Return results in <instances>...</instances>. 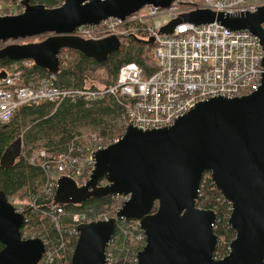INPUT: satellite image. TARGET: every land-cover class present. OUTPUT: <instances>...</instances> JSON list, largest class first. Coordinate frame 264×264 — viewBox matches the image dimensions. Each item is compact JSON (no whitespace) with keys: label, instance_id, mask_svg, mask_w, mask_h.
<instances>
[{"label":"water","instance_id":"1","mask_svg":"<svg viewBox=\"0 0 264 264\" xmlns=\"http://www.w3.org/2000/svg\"><path fill=\"white\" fill-rule=\"evenodd\" d=\"M172 1L63 0L48 7L21 0L23 11L0 15V41L52 34L36 42L6 45L0 48V59H31L56 73L61 50L71 48L102 62L120 48L118 37L87 40L68 33L108 16L124 18L146 4L168 7ZM181 20L193 24L216 21L232 30L247 29L260 39L264 50V5L239 17L192 10L160 32L172 31ZM134 39L154 43L153 36ZM5 75L0 71V77ZM22 146L21 136L10 142L0 165L11 167ZM94 159L90 179L83 186L67 177L58 180L55 200L67 203L116 193H129L130 199L108 221L78 225L70 264H105L106 242L115 230L116 218L122 216L139 220L146 234L139 264H264V73L258 90L200 101L168 127L143 130L128 125L117 141L96 151ZM206 171L231 204L228 223L235 236L229 252L220 259L214 258L218 235L211 225L216 212L197 205ZM102 179L106 184L99 185ZM22 221L23 215L0 190V264H37L40 259L44 243L40 238L22 240Z\"/></svg>","mask_w":264,"mask_h":264},{"label":"built area","instance_id":"2","mask_svg":"<svg viewBox=\"0 0 264 264\" xmlns=\"http://www.w3.org/2000/svg\"><path fill=\"white\" fill-rule=\"evenodd\" d=\"M263 4L264 0H174L168 8L145 5L125 18L110 16L95 25L78 26L70 34L89 40L108 36L122 40L136 34L153 36L152 59L156 65L155 71L147 76L137 63H126L119 68L114 83L78 90V94L94 99L109 95L123 102V112L119 117L123 130L129 124L145 130L168 127L199 101L250 94L258 90L264 73V50L257 36L248 30H231L216 21L193 24L181 20L172 31L160 32V28L195 9H210L231 17L255 12ZM43 78L37 83H26L20 70H6V75L0 77V126L9 123L23 104L55 102L64 97L60 92L67 90L54 84L55 74ZM85 137L86 142L76 150L57 153H48L46 149L33 151L28 160H34L33 165L40 166L46 175L42 191L32 194L27 200H18L15 195L8 198L14 210L23 214L21 239L40 238L44 243V251L37 264H52L56 249L50 233L37 230V221L30 216L31 213L40 214V220L48 218L58 231L66 228L65 232L70 237L68 250L73 251V241L79 234L78 224L107 221L129 199L127 194L112 195L110 209L91 208L83 213L74 212L70 222L63 223L66 218L64 207L54 201L59 178H71L78 185H83L91 176L94 152L106 146L96 133ZM123 236L127 244H135L127 252L124 251ZM145 244V233L139 222L122 217L117 220L114 233L106 243L105 264H139L137 255ZM59 247L67 250L64 242ZM214 257L222 258V253L216 251Z\"/></svg>","mask_w":264,"mask_h":264},{"label":"trees","instance_id":"3","mask_svg":"<svg viewBox=\"0 0 264 264\" xmlns=\"http://www.w3.org/2000/svg\"><path fill=\"white\" fill-rule=\"evenodd\" d=\"M3 1L12 2L10 10L14 8L18 10V0ZM32 1L42 2L48 7L61 4V0ZM136 36L144 40L148 38L146 35L136 34ZM153 47L154 44L136 41L132 35L127 39H122L120 48L110 53L107 59L102 62L75 49L61 50L59 70L56 73L54 84L60 89H66L69 95H64L55 102L42 101L37 104H23L9 123L0 126V157L16 134L23 135L24 145L19 159L11 167L4 168L0 165V190L5 193L6 197L15 195L25 186L26 189L21 193V198L26 200L32 194L42 191L46 175L40 166L29 163L28 159L35 150L31 148L46 149L48 153L76 150L82 144V138L88 134L82 133L81 129L83 128L98 130V132L93 131L89 134H98L105 143L111 141L113 132L117 130L114 120L119 118L123 112V102L117 101L109 95L97 99L84 98L78 94V90L94 89L95 86L91 85L85 87L86 80L91 78H97L104 84L114 83L119 68L129 62L137 63L147 76L150 75L156 69L152 59ZM1 69L21 70V78L26 83L36 82L38 78L49 74V71L43 67L35 64L23 65L20 60L0 59ZM99 69H103L104 74L98 73ZM27 146L31 148L26 149ZM39 204L41 203H38V206H40ZM197 205L213 209L216 212L214 232L219 236L216 250L224 257L229 252L227 245L235 236L234 229L228 223L231 205L224 200L220 191L213 185L209 171H206L202 176ZM63 207L66 215L63 223H69L71 214L74 212L83 213L86 209L91 208L110 209L111 199L110 197L89 196L85 199L64 203ZM36 213H41V211H36ZM34 214L31 213L30 216L37 221V230L49 232L55 244L56 253L52 264H70L71 251L68 250L69 244L67 243L70 237L65 232L66 228L58 231L48 218L40 220V214ZM122 238L124 249H128L125 237ZM61 242L67 245V250L59 247ZM2 247L3 245L0 243V249Z\"/></svg>","mask_w":264,"mask_h":264},{"label":"rangeland","instance_id":"4","mask_svg":"<svg viewBox=\"0 0 264 264\" xmlns=\"http://www.w3.org/2000/svg\"><path fill=\"white\" fill-rule=\"evenodd\" d=\"M17 3L20 5V2H19V0L17 1ZM11 5H12V2L11 3H9V2H7V1H3V0H0V14H4V13H8V12H12V13H18V12H20L21 10H22V6L20 5V7H19V10H16V8H14L13 10L11 9L10 10V7H11ZM11 13V14H12ZM138 37V36H137ZM38 38H40V37H31V38H27V39H25V40H15V41H11V43L13 42H15V43H22V42H31V41H35L36 39H38ZM150 53V52H149ZM98 73H100V74H104V71H103V69H99L98 70ZM86 85H85V87H88L89 85H91V86H101L102 84H104L103 83V81H101V80H99V79H97V78H91V79H87L86 80ZM65 93H69V92H63V93H61L60 92V95L61 96H63V95H65ZM114 124H115V126H116V128H117V130L116 131H114L113 133V136H112V138H111V140L113 141V139H116L118 136H120V134H122L123 133V129H122V126H121V124H120V120H119V118H117L116 120H114ZM83 132L82 133H84V134H86V133H88V135H89V133L90 132H98V130H94L93 128H83V129H81ZM18 136H21V138L23 139V135L20 133V134H16L15 136H14V138L12 139V140H14L16 137H18ZM83 141L81 142V143H85L86 142V137L84 136L83 138ZM12 142V141H11ZM24 146V145H23ZM29 148H31L30 146H27L26 147V149H29ZM24 148L22 147V150H23ZM31 149H37V148H31ZM22 150H21V153H22ZM19 159V158H18ZM17 159V160H18ZM29 161V163L30 164H32L33 165V161L34 160H32V159H30V160H28ZM39 185V184H38ZM25 189H26V186L25 187H23V188H21L17 193H16V195H15V198H17L18 200H23V198H21V193L22 192H24L25 191ZM231 210V209H230ZM134 246H135V244L134 243H128L127 244V248H129V249H131V248H134ZM124 251L125 252H127V249H124ZM219 259V258H218Z\"/></svg>","mask_w":264,"mask_h":264},{"label":"bare ground","instance_id":"5","mask_svg":"<svg viewBox=\"0 0 264 264\" xmlns=\"http://www.w3.org/2000/svg\"><path fill=\"white\" fill-rule=\"evenodd\" d=\"M161 29V28H160ZM40 80H44V78L43 77H40V78H38V80L36 81V82H34V83H37L38 81H40ZM33 82V81H32ZM112 84V83H111ZM107 85V84H106ZM63 90H66V89H63Z\"/></svg>","mask_w":264,"mask_h":264},{"label":"flooded vegetation","instance_id":"6","mask_svg":"<svg viewBox=\"0 0 264 264\" xmlns=\"http://www.w3.org/2000/svg\"><path fill=\"white\" fill-rule=\"evenodd\" d=\"M40 38H42V36H41ZM13 44H19V43H15V42H14Z\"/></svg>","mask_w":264,"mask_h":264}]
</instances>
